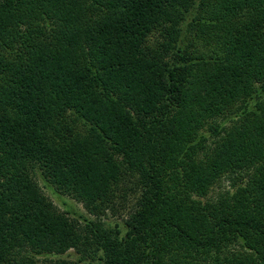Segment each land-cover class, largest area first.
I'll use <instances>...</instances> for the list:
<instances>
[{
	"label": "trees",
	"instance_id": "obj_1",
	"mask_svg": "<svg viewBox=\"0 0 264 264\" xmlns=\"http://www.w3.org/2000/svg\"><path fill=\"white\" fill-rule=\"evenodd\" d=\"M82 261L264 264V0H0V264Z\"/></svg>",
	"mask_w": 264,
	"mask_h": 264
},
{
	"label": "rangeland",
	"instance_id": "obj_2",
	"mask_svg": "<svg viewBox=\"0 0 264 264\" xmlns=\"http://www.w3.org/2000/svg\"><path fill=\"white\" fill-rule=\"evenodd\" d=\"M191 31V29H189ZM191 32H189L190 34ZM153 33L150 36V40L154 39ZM157 35V34H156ZM155 35V36H156ZM196 44V42H195ZM191 49V47H190ZM222 119L217 118L215 120H210L211 124H205L202 132L207 136L206 144L209 146L213 145L215 140V135L212 134L210 126L219 124ZM228 122H222V124H227ZM81 124H77V129L83 131L84 128ZM36 180L38 181L39 186L41 187L44 194L57 206L61 211L68 212L69 215H78L83 214L87 215L90 218L102 220L108 227H118L123 229L124 221L127 219L129 213L133 211L136 197L141 193L142 188L140 187V177L138 172L129 170L126 166L121 167V176L115 185V197L114 204L111 208L102 206L100 212L95 210L90 212L84 207L82 202L78 201L71 194L57 192V190L51 185L46 186L43 182V179H40L39 176L35 175ZM231 180L228 178L221 179L220 183L211 187L209 191L210 196H215L217 193L232 189ZM80 254H75L74 250H70L64 254H61L60 257L77 259L80 257ZM57 256L48 255L44 260L52 259ZM82 264H91L89 261H82Z\"/></svg>",
	"mask_w": 264,
	"mask_h": 264
}]
</instances>
